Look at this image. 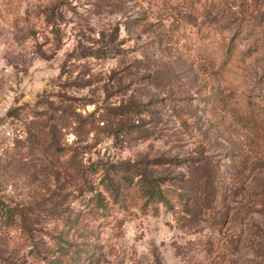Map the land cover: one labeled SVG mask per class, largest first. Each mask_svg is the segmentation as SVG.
Returning <instances> with one entry per match:
<instances>
[{"label": "rangeland", "instance_id": "1", "mask_svg": "<svg viewBox=\"0 0 264 264\" xmlns=\"http://www.w3.org/2000/svg\"><path fill=\"white\" fill-rule=\"evenodd\" d=\"M262 90L264 0H0V264H264Z\"/></svg>", "mask_w": 264, "mask_h": 264}, {"label": "trees", "instance_id": "2", "mask_svg": "<svg viewBox=\"0 0 264 264\" xmlns=\"http://www.w3.org/2000/svg\"><path fill=\"white\" fill-rule=\"evenodd\" d=\"M118 29V26L116 27V30ZM231 47V44H229ZM121 52L122 48L118 47V45L116 44V35L113 34L111 35L104 43V45H102L101 47H99L96 50H92L90 51V53L94 56L97 57H107V56H111L113 54V52ZM230 55H227L225 57L224 60H228ZM248 99H247V104L249 106H256L253 109L256 111L257 107L259 106L258 101H264V90L259 91V92H255V91H251L250 93H248L247 95ZM178 98V97H177ZM180 99V97L178 98ZM132 101L130 102V105L132 106ZM129 105V107H130ZM126 105H124L123 108H125ZM133 107H135L136 109L134 110V112L136 114L141 115V113H144L146 111H152L148 108V106L145 103H140L135 101V104L133 105ZM132 108V107H130ZM127 110V109H126ZM126 110L124 112H126ZM250 112L252 115V109H250ZM247 118V115H244ZM140 129V124L139 123H134L131 126H123V125H119L116 128H110L108 129V132L110 133H114V135L119 138V136L121 135H127L130 131H138ZM144 134V133H143ZM60 150H64L62 147L59 146ZM154 162V161H151ZM121 175L120 178L123 179L124 181L128 182V183H132L134 182V178L136 176H140L139 179V192H141L143 194V196L146 198L147 201H149L152 198H158L159 200H164V201H168V199L165 197V193L164 190L162 188V180L158 181L159 179H157L156 177L152 176L151 174L146 173L145 171H142V169L140 167H138L137 165L135 166H130L128 168V170H126L125 172L121 171L120 173ZM96 200L99 199V196L95 197ZM15 217H20L21 219L23 218V213H20V216L18 215V213L14 212L12 215V218ZM81 251L83 250H79V253H81ZM77 254V253H76ZM79 254H77L76 256H78ZM57 260V259H47V261H44L41 264H72V263H68V262H62Z\"/></svg>", "mask_w": 264, "mask_h": 264}]
</instances>
